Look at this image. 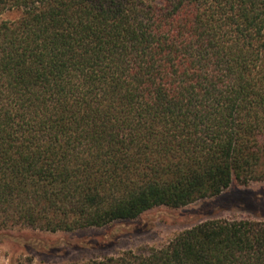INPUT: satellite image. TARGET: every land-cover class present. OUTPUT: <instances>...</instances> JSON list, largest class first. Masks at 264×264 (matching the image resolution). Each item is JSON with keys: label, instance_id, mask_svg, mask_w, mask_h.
Returning a JSON list of instances; mask_svg holds the SVG:
<instances>
[{"label": "trees", "instance_id": "16d2710c", "mask_svg": "<svg viewBox=\"0 0 264 264\" xmlns=\"http://www.w3.org/2000/svg\"><path fill=\"white\" fill-rule=\"evenodd\" d=\"M262 181L264 0H0V229L101 228ZM78 264H264V220Z\"/></svg>", "mask_w": 264, "mask_h": 264}, {"label": "rangeland", "instance_id": "374dc122", "mask_svg": "<svg viewBox=\"0 0 264 264\" xmlns=\"http://www.w3.org/2000/svg\"><path fill=\"white\" fill-rule=\"evenodd\" d=\"M8 13L3 19H15ZM264 220V181L232 185L219 196L178 209L164 206L135 220L74 232L27 227L0 229V264H78L131 250L160 247L178 233L207 220Z\"/></svg>", "mask_w": 264, "mask_h": 264}]
</instances>
